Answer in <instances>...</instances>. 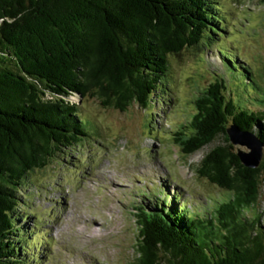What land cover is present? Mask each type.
Returning a JSON list of instances; mask_svg holds the SVG:
<instances>
[{
	"label": "trees",
	"instance_id": "obj_1",
	"mask_svg": "<svg viewBox=\"0 0 264 264\" xmlns=\"http://www.w3.org/2000/svg\"><path fill=\"white\" fill-rule=\"evenodd\" d=\"M224 11L221 0H0V264L39 259V232L23 224L32 173L100 135L70 96L147 108L169 90L170 56L206 46L225 76L200 91L175 140L189 156L221 139L198 171L231 195L202 214L160 187L136 208L135 264H264V223L245 215L259 201L264 154L245 166L226 131L235 124L264 142V83L218 41L229 30Z\"/></svg>",
	"mask_w": 264,
	"mask_h": 264
},
{
	"label": "rangeland",
	"instance_id": "obj_2",
	"mask_svg": "<svg viewBox=\"0 0 264 264\" xmlns=\"http://www.w3.org/2000/svg\"><path fill=\"white\" fill-rule=\"evenodd\" d=\"M221 4L229 30L218 41L243 57L264 83V0ZM170 61L169 90L160 99L153 97L147 108L133 103L122 111L96 96H70L100 135L59 152L45 169L32 173L28 196L21 193L31 212L23 224L36 226L41 243L32 247L39 258L33 264H135L136 208L157 200L160 187L202 214L211 211L212 201L231 195L198 171L206 152L221 139L187 156L174 134L196 112L200 91L225 74L223 62L209 46L185 49ZM257 214L264 223V182L258 203L245 213Z\"/></svg>",
	"mask_w": 264,
	"mask_h": 264
},
{
	"label": "water",
	"instance_id": "obj_3",
	"mask_svg": "<svg viewBox=\"0 0 264 264\" xmlns=\"http://www.w3.org/2000/svg\"><path fill=\"white\" fill-rule=\"evenodd\" d=\"M226 131L233 144L248 148V150H238V156L241 162L250 168L258 167L264 154V142L254 133L243 131L235 124H231Z\"/></svg>",
	"mask_w": 264,
	"mask_h": 264
}]
</instances>
